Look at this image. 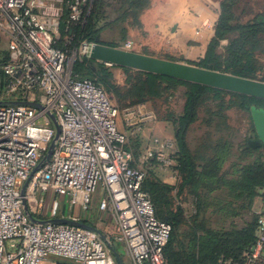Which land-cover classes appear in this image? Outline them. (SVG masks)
Instances as JSON below:
<instances>
[{"label": "built area", "instance_id": "1", "mask_svg": "<svg viewBox=\"0 0 264 264\" xmlns=\"http://www.w3.org/2000/svg\"><path fill=\"white\" fill-rule=\"evenodd\" d=\"M92 3L0 0V30L9 38L0 101L42 107L0 106V264H119L113 244L125 246L133 264H168L165 248L172 227L157 218L143 183L153 168L177 181L179 147L175 139L154 133L136 157L120 124L141 134L152 113L144 106L121 112L101 87L74 74L76 61L90 59L94 43L72 47L71 29L85 24ZM123 48L132 51V42ZM50 115L61 134L50 160L39 167L56 137ZM28 180L25 198L37 220L78 221L54 215L55 210L45 217L49 192L83 212L102 192L98 211L113 216L117 235L111 240L99 229L31 222L21 195ZM58 204L54 201L52 209ZM218 264H264V213L257 219L254 243L239 257L222 256Z\"/></svg>", "mask_w": 264, "mask_h": 264}, {"label": "rangeland", "instance_id": "2", "mask_svg": "<svg viewBox=\"0 0 264 264\" xmlns=\"http://www.w3.org/2000/svg\"><path fill=\"white\" fill-rule=\"evenodd\" d=\"M133 1L100 0L98 27L101 43L124 49V44L131 41L132 51L136 49L140 54L155 55L156 50L152 51L143 46L149 34L145 31L141 21L142 16L147 11L156 8H161L162 12H165L167 9L177 7L183 9L184 13L197 14L199 19L195 23H198V27L203 30L202 36L206 37L205 28L208 24L212 27L213 35L205 44L192 40L175 47L167 41L170 46H165L169 49L160 52L159 58L200 67L215 37L216 26L221 15V5L228 0H148V7L139 16H136V12L132 9ZM230 1L232 2L230 23L234 26L251 23L258 16L264 15V0ZM189 25L191 24L188 23L187 28ZM236 37L235 33L229 34L218 42L215 54L220 57V60L227 57V47ZM256 44L255 72L252 77L254 80L264 82V33L258 36ZM7 53L0 50V67L7 59ZM114 66H107L112 73L111 85L109 89L107 88V94L112 103L121 112L144 106L145 110L153 115V119L144 123L143 131L138 135H134L133 128L127 126L125 122L120 124L121 129L129 135L130 146L136 157L141 155L148 138L152 136L148 135L151 125L160 126L165 134H159L160 136L176 140L179 118L183 115L185 107L187 89L156 78H148L137 70L127 71L120 66ZM93 68L95 71L98 70V65L93 64ZM4 84L5 79L3 83L0 75V89ZM213 97L211 95L205 99L199 111L198 120L190 126L186 136V142L199 175L193 182L182 187L185 175L182 180L179 178L177 181L172 180V183H167L166 179L158 173L163 183L172 188L171 195L167 199L170 201L169 207L172 206L173 210L179 207L184 211V223L177 237L178 250L189 249L195 245L194 242L198 246L208 232L229 234L255 226L260 214L264 213V189H258L257 195L250 199L248 192L239 187L249 165L259 157V161L261 160L264 164L263 152L246 158L241 154V148L245 146L251 135H254L251 115L249 111L234 105L238 102L236 96L221 93L217 98L219 100H213ZM221 106L224 109L221 113H217ZM217 154L225 155L220 176L216 179L201 176L206 162ZM40 195L38 193V197ZM101 197L102 192L95 194L91 207L87 212H83L80 207L70 208L64 197L49 192L45 194L47 201L43 208L45 217L54 210L53 214L58 216L76 218L81 215L87 216L90 218V225L113 240L118 229L111 214H101L98 211ZM54 201L59 204L52 209ZM113 246L125 264H133L125 246L116 244Z\"/></svg>", "mask_w": 264, "mask_h": 264}, {"label": "trees", "instance_id": "3", "mask_svg": "<svg viewBox=\"0 0 264 264\" xmlns=\"http://www.w3.org/2000/svg\"><path fill=\"white\" fill-rule=\"evenodd\" d=\"M92 4L91 13L87 16L85 24L82 27H73L71 29V32L75 34L72 47L77 46L79 42L83 41L104 44L99 40L100 29L98 23L99 12L101 9L100 0H93ZM148 5V0H134L132 3V9L136 12V16H139ZM231 7L232 2L230 0L222 3L221 15L216 26L215 37L208 47L206 57L199 66L212 71H219L247 79H253L252 76L255 72L254 53L257 49V38L260 34L264 33V15L258 16L255 21L251 23L234 26L230 23L232 17L230 12ZM67 18L68 12L66 11L62 23L63 32ZM233 33L237 34V37L228 45L227 57L224 60H220V57L215 54L218 42L224 39L227 35ZM107 46L117 47L114 45ZM95 63L98 65V70L96 71L93 68V64ZM121 68L127 71L131 70L129 68ZM137 72L148 78H156L176 86H183L187 89L183 115L179 118V128L175 136L180 151L178 159L180 179L182 180L183 175H185L182 187L193 182L196 176L199 175L192 153L187 145L186 136L190 126L198 120L199 111L208 96L213 95V100H219L217 98L220 97L221 93L236 96L238 102L234 105L249 111V113L253 106L264 109V100L142 71ZM74 74L83 79H90L97 86L101 87L106 94L107 88L109 89L111 85L112 73L109 68L104 63L92 59H78L74 65ZM0 75L4 83V76L2 73ZM223 109L224 108L221 106L217 113H221ZM260 152L264 153V146L254 150L249 146L248 141L245 146L241 148V154L245 158L259 155L258 153ZM259 158L247 167L241 186H239L242 187L245 192H248V197L250 199H253L257 195L256 193L258 189H264V164L261 160L259 161ZM224 159L225 155H215L212 159L206 162L201 176L211 179L219 177ZM158 175L159 174L155 168L150 169L147 172L146 179L143 183V190L149 194L157 218L170 224L172 227L171 236L165 248V255L168 264H218L219 259L222 256L239 257L254 243L256 225L229 234H214L208 232L203 237L202 241L199 242L198 246L194 242L195 245L189 249L183 250L184 248H182L181 250H178L177 237L181 226L184 223V211L179 207L176 210H173L171 208L172 206L169 207L170 201L167 199H169V195H171L172 188L164 184ZM221 180L223 179L221 178Z\"/></svg>", "mask_w": 264, "mask_h": 264}, {"label": "water", "instance_id": "4", "mask_svg": "<svg viewBox=\"0 0 264 264\" xmlns=\"http://www.w3.org/2000/svg\"><path fill=\"white\" fill-rule=\"evenodd\" d=\"M90 59L111 66L115 65L124 68H129L137 71L151 73L185 82L200 84L203 86H208L211 88L220 89L227 92H232V93L264 100V82L243 78L228 73L212 71L193 65L170 61L145 54H140L134 51H128L120 48L110 47L99 43L93 44L91 48ZM20 104L30 105L35 108H42L41 105L32 102H1L0 101V106L20 105ZM250 113L254 125V135H251L250 139L248 140V144L252 149L255 150L262 148L264 146V109L253 106L250 109ZM50 118L56 129V137L49 146L48 152L45 158L40 163L39 167L44 166V164L50 160L53 150L56 146V141L58 140L61 134V128L55 116L50 115ZM29 183L30 180L26 182L24 188L22 189L21 195L23 198L25 213L31 222L42 223V224L53 223V224L71 225V226L90 229L99 232V230L96 227H93L83 222L74 221L71 219L57 218L48 221L37 220L31 214L28 203L25 198L26 189ZM103 238L106 239L105 236H103ZM110 248L114 252L118 263L125 264L121 260V257L115 251V249L112 246H110Z\"/></svg>", "mask_w": 264, "mask_h": 264}, {"label": "crops", "instance_id": "5", "mask_svg": "<svg viewBox=\"0 0 264 264\" xmlns=\"http://www.w3.org/2000/svg\"><path fill=\"white\" fill-rule=\"evenodd\" d=\"M162 11L163 10H161V8L147 11L141 19L146 29L145 31L149 34L148 37H146V41L143 42V46L149 50L157 51L154 53L155 55L152 56L160 57V52H164L165 49H169L165 46H170L167 44L168 42L175 47L179 44L192 40L205 44L213 35L212 27H210L209 24L205 28L207 30L206 37L201 35L203 30L198 27V23H195V21L199 19L195 13L193 15L184 13L183 9L177 7L167 9L165 12ZM207 18L209 21L208 15ZM188 23L191 24L189 25V28H187ZM129 33L133 34V32ZM8 43L9 38L7 34L0 30V50L8 52ZM134 51L137 52L138 50L135 49ZM148 131V135H153V133L165 135L160 126L153 127V125H151L150 130ZM163 177L166 179L167 183H172L173 179L169 178L168 175ZM77 219L78 222L90 225V218L87 216L81 215Z\"/></svg>", "mask_w": 264, "mask_h": 264}]
</instances>
